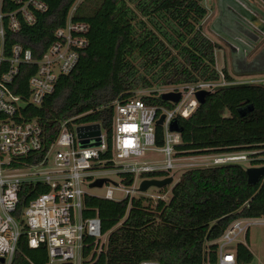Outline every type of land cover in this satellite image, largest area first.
I'll return each mask as SVG.
<instances>
[{"label": "trees", "instance_id": "obj_1", "mask_svg": "<svg viewBox=\"0 0 264 264\" xmlns=\"http://www.w3.org/2000/svg\"><path fill=\"white\" fill-rule=\"evenodd\" d=\"M49 10L37 13L30 26L9 28V15L19 9L12 0H0L5 28V61L0 75L9 69L15 45L33 53V64H22L11 86L27 100L30 79L66 26L78 0H44ZM205 0H83L74 22L89 24V46L80 53L76 68L61 76L55 92L41 107L26 105L27 120H37L44 130V151L25 158L41 162L57 141L62 126L101 124L112 145L114 103L137 98L138 91L183 87L199 82H219L216 52L221 46L204 32L208 17ZM1 42V40H0ZM227 85L211 93L187 119L180 118L184 132L176 147L177 157L257 152L253 167L264 166V83H238L228 67L222 70ZM162 95V94H161ZM161 95L142 97L148 106L173 110ZM157 145L164 146V130L157 127ZM111 151L105 157H109ZM242 164L188 170L172 188L169 201L146 198L121 202L87 195L84 217H99L109 234L107 251L97 264H202L209 243L219 239L240 218L264 217V177L252 186ZM159 172L146 179H165ZM134 177L127 176L131 186ZM164 191L167 187L163 188ZM50 192L43 184L25 185L20 193L17 218L29 203ZM167 192V191H166ZM214 252L217 248L212 246ZM238 263L250 264L254 255L244 245L237 248ZM216 260L213 255V261ZM45 246L29 247L26 228L13 264H47Z\"/></svg>", "mask_w": 264, "mask_h": 264}, {"label": "built area", "instance_id": "obj_2", "mask_svg": "<svg viewBox=\"0 0 264 264\" xmlns=\"http://www.w3.org/2000/svg\"><path fill=\"white\" fill-rule=\"evenodd\" d=\"M12 1L19 6L9 15V28L14 33L21 30L20 17L33 26L37 22L36 14L49 10L44 0ZM82 1L78 0L66 26L57 29L54 42L37 62L39 69L29 81L31 94L27 100L15 95L11 86L20 73V66L35 62L31 50L15 45L9 69L0 75V260H4L0 264H13L24 228L31 249L46 247L47 264H97L108 249L109 234L103 232L99 217L85 218L84 209L85 198L90 195L86 189L105 178L103 170H112L120 176L121 182L108 183L111 186L102 198L121 202L142 194L141 184L148 174L165 172L173 177V172L182 168L188 171L229 164L252 165L258 159L255 158L257 152L177 157L176 147L182 143V134L172 133L170 125L174 119H187L195 112L200 105L199 92L213 93L227 85L222 70L218 69L219 82H199L173 90L182 93L181 102L174 104L173 110L148 106L142 98L125 103L116 101L111 148L109 136L102 128L101 145L82 149L76 132L79 126L71 129L65 124L41 162L25 161V158L44 151V130L37 120H27L22 108L26 105L41 107L46 97L55 92L60 77L76 68L80 53L89 46V24L72 19ZM4 38L3 15L0 14V69L5 61ZM161 116H165L164 124L160 126L164 130V146L159 147L157 122ZM109 151L111 155L104 158ZM148 152L161 153L164 160L145 161ZM127 176L134 177L131 186L125 183ZM37 184L48 186L50 192L32 200L18 219L16 214L23 187ZM115 192L124 194V198L116 199ZM158 200L166 199L160 196ZM262 225L264 217L234 221L219 239L208 244L202 264H239L238 246L249 249L246 240L251 229ZM212 246L217 248L214 252ZM141 264L159 263L144 261Z\"/></svg>", "mask_w": 264, "mask_h": 264}, {"label": "rangeland", "instance_id": "obj_3", "mask_svg": "<svg viewBox=\"0 0 264 264\" xmlns=\"http://www.w3.org/2000/svg\"><path fill=\"white\" fill-rule=\"evenodd\" d=\"M246 2V1H245ZM205 7L208 9V17L204 22V32L208 38H210L213 42L218 43L221 46V49L217 50L216 52V59H217V69L223 70L224 67H228L230 72L236 77L238 83H257L263 84L264 83V71H252L250 68L255 67L254 61L258 58V55L261 54L264 50V42L259 45V47L247 57L246 62H248V66L244 65L240 68L234 65V56H233V49L230 43H226L223 40L219 39L217 35H215L211 28L212 24L215 21L216 17L219 14L218 10V0H205L204 2ZM234 20V19H233ZM247 23L250 22L248 18H246ZM244 22V21H242ZM252 23V22H251ZM251 66H250V65ZM236 68V69H235ZM240 70V71H239ZM252 71V72H245L241 73L242 71ZM240 73V74H237ZM176 87H164V88H156L154 90H146V91H138L137 98H142L145 96H152L153 94H164L175 90ZM56 148L54 150V153ZM207 156V155H204ZM188 158H194L195 156H186ZM264 159V152L262 157ZM145 161H162L164 160V155L157 152H148L146 157L144 158ZM246 168L253 167L250 163H241ZM104 177L111 180L113 183L121 182L120 176L112 172V170H103ZM187 169H179L173 172L174 182L172 185L167 186V192L163 189H157L155 187L149 189L146 193L138 194L136 198H146L148 200H152V202L156 203L158 197L164 196L166 201L170 199V193L172 188L175 184L179 181L183 173H185ZM108 186L111 184H106L103 188H87L86 192L90 195H94L97 197H103L106 194ZM153 196V197H152ZM115 198L120 200L124 198V194L120 192H115ZM243 241V238H240ZM249 249L252 251L254 255V261L252 264H264V225L262 226H255L251 229L250 236L248 240H246Z\"/></svg>", "mask_w": 264, "mask_h": 264}, {"label": "water", "instance_id": "obj_4", "mask_svg": "<svg viewBox=\"0 0 264 264\" xmlns=\"http://www.w3.org/2000/svg\"><path fill=\"white\" fill-rule=\"evenodd\" d=\"M210 92L201 91L197 94V99L200 105L206 102V98L210 95ZM161 98L165 102L173 103L175 105L179 104L182 99V93L171 91L168 93H164L161 95ZM165 121V116H161L158 120L157 125L163 126ZM170 131L172 133L182 134L184 132V128L181 125L180 119H174L170 125ZM77 137L80 140L81 148H94L99 147L101 145V135H102V127L101 124H89L79 126L76 130ZM249 184L252 186L257 185L261 179L264 177V166L261 167H251L247 169ZM174 182V178L168 177L165 179H147L141 184L140 191L142 193H146L149 189L155 187L157 189H163L167 186L172 185ZM111 183V180L107 178L99 179L96 182L92 183L89 188H103L106 184ZM0 261H4L3 259Z\"/></svg>", "mask_w": 264, "mask_h": 264}, {"label": "crops", "instance_id": "obj_5", "mask_svg": "<svg viewBox=\"0 0 264 264\" xmlns=\"http://www.w3.org/2000/svg\"><path fill=\"white\" fill-rule=\"evenodd\" d=\"M237 2L240 3L242 6H245V4L243 2H240L239 0ZM225 12L229 14L231 19L232 18H238L236 16V13H234L233 7L231 4H228V8H225ZM216 21L217 20H215L213 22L211 30L215 35L218 36L219 39H221L223 41H224V39H227L231 42L232 49H233V56H234V65L237 67H240V68L244 64L246 66H248V64H247L248 62H246L245 60H247V57L252 55V53L259 47V45H261L262 42L260 41V39H259V41H255L253 38L246 36V37H244L247 39L245 41L242 39V37L236 38V36L234 34H232V32L228 29V27L230 28L232 26L230 23V20L228 18H222L218 25L217 24L214 25L216 23ZM249 29L251 32L255 33V35L257 34L260 37H261V34H264L263 29L260 26H257L254 22L250 25ZM253 63L255 65V67L250 68L252 71H264V50L261 54L258 55V58L255 59V61ZM252 71H250V70L244 71L243 70L241 73L252 72ZM237 74H240V73H237Z\"/></svg>", "mask_w": 264, "mask_h": 264}, {"label": "flooded vegetation", "instance_id": "obj_6", "mask_svg": "<svg viewBox=\"0 0 264 264\" xmlns=\"http://www.w3.org/2000/svg\"><path fill=\"white\" fill-rule=\"evenodd\" d=\"M237 1L238 0H218L219 14L215 19L217 21L214 25H218L222 18H228L232 25L230 28L228 27V29L236 36V38L242 37V39L246 41L247 39L244 37L249 36L255 41H259L260 39L261 42H264V34H261L260 37L257 34L255 35V33L251 32L249 29L250 25L254 22L257 26H260L264 32V0H239L240 2H243L245 6H242ZM227 3L232 5L233 11L238 18L231 19L229 14L225 12V8H228ZM246 18L250 20L249 23H247ZM224 42L231 44L227 39H224Z\"/></svg>", "mask_w": 264, "mask_h": 264}]
</instances>
